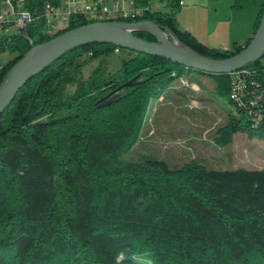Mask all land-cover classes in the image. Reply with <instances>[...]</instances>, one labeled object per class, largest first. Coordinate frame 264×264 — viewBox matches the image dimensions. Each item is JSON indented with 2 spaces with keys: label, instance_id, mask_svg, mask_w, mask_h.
<instances>
[{
  "label": "trees",
  "instance_id": "trees-1",
  "mask_svg": "<svg viewBox=\"0 0 264 264\" xmlns=\"http://www.w3.org/2000/svg\"><path fill=\"white\" fill-rule=\"evenodd\" d=\"M159 1L169 10L135 0L143 14L120 22L167 27L212 59L231 57L252 39L229 50L209 47L181 28V0ZM25 2L39 12L60 0ZM263 15L264 0L254 33ZM88 23L72 14L57 35ZM44 26L41 20L26 32L34 45L53 38ZM31 47L25 31L3 27L0 54L13 57L0 65V86ZM117 48L130 53L118 71L98 66L84 76ZM193 74L211 78L213 91L236 106L212 134L218 147L238 132L264 141V58L234 76L87 43L30 79L0 115V264H264V169L215 168L196 157L170 164L150 143L160 106L192 110L211 100L194 95L205 87L185 79Z\"/></svg>",
  "mask_w": 264,
  "mask_h": 264
},
{
  "label": "rangeland",
  "instance_id": "rangeland-1",
  "mask_svg": "<svg viewBox=\"0 0 264 264\" xmlns=\"http://www.w3.org/2000/svg\"><path fill=\"white\" fill-rule=\"evenodd\" d=\"M158 1L151 0V3L156 5ZM161 9L168 8L163 6ZM166 35L170 41L179 43L169 31ZM12 57L13 55L9 53L0 54V65L7 63ZM129 57L130 53L126 51L102 56L86 66L83 74L85 77L89 76L98 66L114 73L120 69L122 60ZM185 79L191 85L197 82L202 86L203 83L205 88L195 90L194 95L203 97L207 95L211 100L207 104L192 103L194 107L192 110L173 108L167 104L159 107V112L153 118L154 133L150 143L160 152L161 158L170 164H175L184 157H196L215 168L264 169L263 140L250 138L247 134L238 132L234 134L231 144L218 147L212 137L213 132L225 123L231 113L237 114L236 106L227 96L213 91L215 86L211 78L193 74L186 75ZM207 90L213 91L210 92L211 95L206 92Z\"/></svg>",
  "mask_w": 264,
  "mask_h": 264
},
{
  "label": "water",
  "instance_id": "water-1",
  "mask_svg": "<svg viewBox=\"0 0 264 264\" xmlns=\"http://www.w3.org/2000/svg\"><path fill=\"white\" fill-rule=\"evenodd\" d=\"M144 26L148 28H144ZM135 31L149 32L157 38V41H147L136 36L134 34ZM166 40V33L158 24L151 21L131 23L99 21L70 29L49 41L32 45L0 86V115L30 79L44 71L53 61L68 50L87 43L113 44L137 53L164 57L180 65L211 74H231L240 71L246 65L256 63L264 58V15L251 41L244 46L243 50L224 59H212L203 56L180 41L186 49H175L167 46ZM17 67H19V70L15 72ZM133 81L126 85H132ZM107 98L105 97L101 101ZM111 103L112 100H109L106 104L110 105Z\"/></svg>",
  "mask_w": 264,
  "mask_h": 264
},
{
  "label": "crops",
  "instance_id": "crops-1",
  "mask_svg": "<svg viewBox=\"0 0 264 264\" xmlns=\"http://www.w3.org/2000/svg\"><path fill=\"white\" fill-rule=\"evenodd\" d=\"M177 13L181 28L192 32L209 47L220 50L245 45L253 36L262 0H244L234 6V0H181ZM152 8L161 9L164 2ZM164 10V11H168Z\"/></svg>",
  "mask_w": 264,
  "mask_h": 264
},
{
  "label": "built area",
  "instance_id": "built-area-1",
  "mask_svg": "<svg viewBox=\"0 0 264 264\" xmlns=\"http://www.w3.org/2000/svg\"><path fill=\"white\" fill-rule=\"evenodd\" d=\"M143 11V8L135 6V0H60L58 4H44L39 12L27 8L25 0H0V31H3L5 25H11L17 31H25L30 44L34 45L26 32L29 28L40 24L41 20L45 22L43 30L45 34L54 37L67 27L69 17L75 13H82L91 22H99L136 18L141 16ZM144 28L148 27L144 26ZM160 28L165 33L168 31L171 33L167 27L160 26ZM120 52V48H117L116 53ZM243 70L244 68L230 75L236 76ZM236 95L234 92V96Z\"/></svg>",
  "mask_w": 264,
  "mask_h": 264
},
{
  "label": "bare ground",
  "instance_id": "bare-ground-1",
  "mask_svg": "<svg viewBox=\"0 0 264 264\" xmlns=\"http://www.w3.org/2000/svg\"><path fill=\"white\" fill-rule=\"evenodd\" d=\"M166 45L175 49H181V50H185V46L183 44H181L180 42H172L169 40V38L167 37L166 40ZM20 67V66H19ZM19 67L16 68L15 72L19 70Z\"/></svg>",
  "mask_w": 264,
  "mask_h": 264
}]
</instances>
